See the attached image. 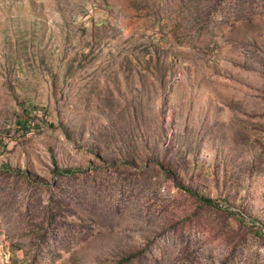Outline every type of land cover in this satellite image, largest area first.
I'll list each match as a JSON object with an SVG mask.
<instances>
[{
    "label": "rangeland",
    "instance_id": "rangeland-1",
    "mask_svg": "<svg viewBox=\"0 0 264 264\" xmlns=\"http://www.w3.org/2000/svg\"><path fill=\"white\" fill-rule=\"evenodd\" d=\"M0 264H264V0H0Z\"/></svg>",
    "mask_w": 264,
    "mask_h": 264
},
{
    "label": "trees",
    "instance_id": "trees-1",
    "mask_svg": "<svg viewBox=\"0 0 264 264\" xmlns=\"http://www.w3.org/2000/svg\"><path fill=\"white\" fill-rule=\"evenodd\" d=\"M69 172L71 171V170H68ZM210 200V199H209Z\"/></svg>",
    "mask_w": 264,
    "mask_h": 264
}]
</instances>
